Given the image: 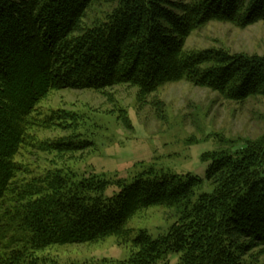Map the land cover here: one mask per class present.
Masks as SVG:
<instances>
[{"label":"trees","instance_id":"trees-1","mask_svg":"<svg viewBox=\"0 0 264 264\" xmlns=\"http://www.w3.org/2000/svg\"><path fill=\"white\" fill-rule=\"evenodd\" d=\"M211 21L264 23V0H0V264H52L37 253L123 238L127 222L150 206L168 209L174 222L164 236L140 230L129 238L122 264H154L168 253L176 264H264L256 258L264 254V132L204 154L212 190L196 195L204 180L190 173L140 174L105 199L101 175L78 178L32 152L91 145L76 133L42 138L44 129L77 120L63 110L40 112L56 90L124 85L142 100L186 81L236 103L264 97L263 55L185 48Z\"/></svg>","mask_w":264,"mask_h":264},{"label":"rangeland","instance_id":"rangeland-1","mask_svg":"<svg viewBox=\"0 0 264 264\" xmlns=\"http://www.w3.org/2000/svg\"><path fill=\"white\" fill-rule=\"evenodd\" d=\"M185 48H215L264 56V23L239 28L211 21L186 38ZM138 97L135 87L124 85L104 93L72 89L49 92L39 104L40 112H72L77 122L72 121V127L44 129L42 138L76 133L91 145L61 155L32 152L42 162L51 158L53 164L68 165L78 178L88 173L101 175L108 182L102 193L107 199L120 191L121 183H131L140 174L190 173L204 180L211 160L203 157L204 154L235 149L237 145L232 146L228 141L255 138L264 132V97L236 103L186 81L167 83L142 100ZM211 190L204 180L195 195ZM170 213L162 206H150L127 222V235L123 238L107 236L89 243L52 245L37 255L46 257L52 264H122L130 258L129 238L140 230L152 238L164 236L175 219ZM256 250L259 249L253 248L251 253ZM256 258L262 262L264 254ZM177 261V254L168 253L154 264Z\"/></svg>","mask_w":264,"mask_h":264}]
</instances>
